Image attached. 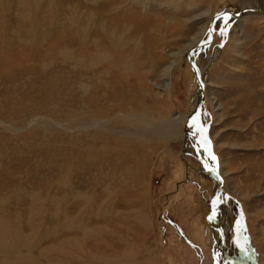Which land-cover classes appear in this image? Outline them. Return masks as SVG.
Masks as SVG:
<instances>
[{
  "label": "rangeland",
  "instance_id": "obj_1",
  "mask_svg": "<svg viewBox=\"0 0 264 264\" xmlns=\"http://www.w3.org/2000/svg\"><path fill=\"white\" fill-rule=\"evenodd\" d=\"M229 1L0 0V264H223L205 222L213 177L182 127L198 90L188 48ZM252 14L228 29L201 112L234 264H264V15ZM141 121L161 131L139 137Z\"/></svg>",
  "mask_w": 264,
  "mask_h": 264
},
{
  "label": "bare ground",
  "instance_id": "obj_2",
  "mask_svg": "<svg viewBox=\"0 0 264 264\" xmlns=\"http://www.w3.org/2000/svg\"><path fill=\"white\" fill-rule=\"evenodd\" d=\"M234 1H236V0H230L229 1V5H232L231 6V8H229V9H226L225 11V13H222L218 18L216 17V19L213 21V25H212V30H213V38H212V41L210 42V46H211V43H213V42H216V41H214V39L216 40V38H215V33H217V31H220V29H221V33H223L222 35H221V39H219V42L218 43H214L212 46H211V48H208L209 47V45H207V46H201L200 48V50H198V52H202V54H203V57H200V56H197V55H195L194 56V58L192 57V55H193V53H191L190 54V56H189V58H190V60H191V62L193 63V65H194V67H196V70H197V72H198V78H199V80L201 81V83H203L202 85H199V83H197L196 84V86H197V88H198V90L193 94V98H192V100L191 101H193L194 102V104L192 103V105L190 106V109H189V111L191 112L192 111V109L194 108V106H195V104H196V102L198 101V99H199V97L203 94V96H204V99H205V101H206V97H207V100H208V86H209V84H208V79H207V75H208V73H209V67H211L210 65L213 63H215L216 62V60L218 59V57L221 55L220 53H221V50L223 49V47L225 46L224 44H226L227 43V41H228V38H229V34H230V32H228V29H230V27H233V25H234V21L235 22H237L238 20H240V18H242L243 16H245V15H249V14H252V12H253V14H257V15H264V0H239L240 1V3H238V4H236V5H234L235 4V2ZM238 1V0H237ZM259 14H258V13ZM252 14V15H253ZM223 20V21H222ZM219 22H222L223 24H219ZM220 25H222V26H220ZM234 28V27H233ZM230 31V30H229ZM204 35V34H203ZM206 36V40H208L209 39V37H211V34H209V32L207 33V35H205ZM202 38V37H201ZM81 47V46H80ZM191 48V47H190ZM190 48H188V49H190ZM206 48V49H205ZM187 49V50H188ZM205 49V50H204ZM210 49V50H209ZM209 50V54L208 53H205V51H208ZM188 53V52H187ZM205 53V54H204ZM208 54V55H207ZM98 55V54H97ZM199 58V59H198ZM202 58H204V59H202ZM93 60V59H92ZM98 62H101V60H102V58L101 57H99V58H97L96 59ZM97 62V63H98ZM83 64V63H82ZM173 64V63H172ZM175 64V63H174ZM189 64H190V66H192L191 65V63L189 62ZM194 67L192 66L191 67V69H192V71L195 73V70H194ZM128 68V67H127ZM170 68H171V66L170 67H168L166 70H168V72L169 71H171L170 70ZM123 69V68H122ZM166 73V72H165ZM99 81V80H98ZM111 90V89H110ZM111 93H113V92H111ZM116 94V93H115ZM110 95H112V94H110ZM103 98V97H102ZM106 100V99H105ZM105 102V101H104ZM208 104H209V102H208ZM206 106V105H205ZM203 108L204 107H202V111H203ZM201 111V112H202ZM189 112V113H190ZM120 114V113H119ZM133 114V113H132ZM136 117V116H135ZM187 115L186 116H184L183 117V119H184V123H183V127H182V132L184 131V126H185V122H186V119H187ZM125 121V120H124ZM94 124V123H93ZM135 125V126H134ZM160 125V124H159ZM177 122H174V123H170V124H165L162 128H163V130H165V132L170 136H174L175 134H177ZM131 126H134V129H135V127L137 128V131L139 130V129H142L143 131H141V132H139L138 133V136L140 137V135L142 134V136L141 137H145V136H149L150 135V133H152V132H154V130H160L161 131V129H160V127L159 126H155V128L152 130L150 127H149V124H146V123H144V122H133V123H131ZM152 130L151 132H148L147 131V129L146 128H148V127ZM148 128V129H149ZM197 129V128H196ZM195 129V130H196ZM145 130V131H144ZM197 132H198V134L199 135H201V133H204V136L206 135H208L207 136V138H208V140L207 139H205V137H198V139H200V140H202L201 142H202V145H204V147L202 148V150H203V153H202V159H201V155H200V157L198 156L200 153H201V150H199L198 148H199V146L197 147V142H196V140H195V135H197V134H195L194 136H192V133L189 131V132H183L184 133V135L186 136V139L188 138L189 140H191V141H194L195 142V148H193V150L195 149V151H197L198 152V155H196L197 157H198V159L199 160H201L200 162L202 163V166H203V168H205V170L207 171V173H209L212 177H213V181H214V184H215V188H216V174L211 170V167L213 166V167H216L217 168V171H218V174L220 175V177H222V181H223V190L225 191V193L227 194V192H226V189H225V184H224V180H223V174L221 173V171H220V167L218 166V159H217V155H216V153L213 151V145H212V142H211V137H210V135H209V130H208V133L206 132V130H205V127H203V129H201L200 131H198L197 130ZM200 132V133H199ZM182 133V134H183ZM143 134L145 135V136H143ZM168 138V137H167ZM187 139V140H188ZM189 144V143H188ZM209 151V153L210 154H214L215 156H213V154L211 155V157H212V164H210L211 162V159H210V157L209 156H207V154H206V152L205 151ZM186 152V154H188V152H187V150L185 151ZM204 152H205V154H204ZM190 153V152H189ZM191 154V153H190ZM209 170V171H208ZM222 199H220V198H218V200H216L217 202H216V204H215V206L216 207H214V210H217L216 212H215V214H214V216H215V218L214 217H212V219L211 220H209V219H207L206 221V227L208 228V231L210 232V235H212V237H213V240L215 241V242H217L218 244H219V242L221 241V240H224V247L225 248H223V250L221 249V251H218V253H219V257H218V260L217 261H219V262H223V260H225V263L226 264H228V262L230 261L232 264H233V261H232V258L229 256V249L227 250V244H225L226 243V236H225V233H224V230H223V228H222V226H221V220H222V218L220 219V214H219V212L220 211H222L223 209H225V207L227 206V204H228V195H226L225 197L224 196H222L221 197ZM220 200V201H219ZM222 201V202H221ZM220 208V209H219ZM217 221H220V223H219V225H217ZM223 225V224H222ZM224 226V225H223ZM218 228V229H217ZM211 229V230H210ZM201 231H203V227L201 228ZM200 232V231H199ZM197 234H199V238H202V233L200 232V233H198L197 232ZM216 236H218L217 238L219 239L218 241H216L215 239H216ZM201 240V239H200ZM202 241V240H201ZM212 244V243H211ZM224 263V262H223Z\"/></svg>",
  "mask_w": 264,
  "mask_h": 264
},
{
  "label": "water",
  "instance_id": "obj_3",
  "mask_svg": "<svg viewBox=\"0 0 264 264\" xmlns=\"http://www.w3.org/2000/svg\"><path fill=\"white\" fill-rule=\"evenodd\" d=\"M226 11L222 10V11H217L214 15H213V18H212V21L208 27V30H209V34H211V37H209L208 40H204L203 42L200 41L198 42L195 46L191 47L188 51V55L190 53H192L194 50H196L197 48H200L201 46H207L211 41H212V38H213V30H212V25H213V21L216 19V17L218 18L222 13H225ZM188 61L191 63V65L194 67L193 63L191 62L190 58H188ZM194 70H195V77H196V80H197V83H199V85H202L203 83H201V81L199 80V76H198V72L196 70V67H194ZM205 106V99H204V96L203 94L199 97L198 101L196 102L194 108L192 109V111L187 115V119H186V122H185V126H184V132H191L192 133V136H194L196 133H194L195 129L197 128L198 131H200L201 129H203V127H205V130L206 132L208 133V128L202 123V118H201V111H202V107ZM200 133V132H199ZM199 134L197 133V136L195 137V140L199 146V149L201 150V159H202V153H203V150L201 149L202 147V142L200 139H198ZM209 138V137H208ZM207 138V140H208ZM213 154V153H212ZM211 154V155H212ZM213 156H215L213 154ZM211 170L216 174V188H215V191L213 193V195L210 197V202H209V209H208V213L206 214V217H205V222H207L206 220L209 219L211 220L212 217L215 218L214 214L217 210H214V207L215 206V203L217 202L216 200H218V198L222 199L221 197L222 196H226L227 194L225 193V191L223 190V181H222V177H220V175L218 174V171H217V168L216 167H211ZM220 201V200H219ZM222 202V201H221ZM224 240H221L219 242V244L215 245V248H212L213 252H214V255H213V262L218 260V257H219V253L218 251H221V249L223 250V248H225L224 246ZM227 248V247H226ZM228 250V248H227ZM226 260V259H225ZM225 260H223V264H226L225 263ZM234 264V263H233Z\"/></svg>",
  "mask_w": 264,
  "mask_h": 264
}]
</instances>
